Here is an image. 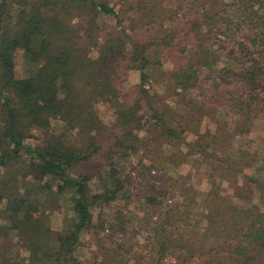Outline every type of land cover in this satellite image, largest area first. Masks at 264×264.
Returning <instances> with one entry per match:
<instances>
[{"label":"trees","instance_id":"obj_1","mask_svg":"<svg viewBox=\"0 0 264 264\" xmlns=\"http://www.w3.org/2000/svg\"><path fill=\"white\" fill-rule=\"evenodd\" d=\"M111 2L0 0V264H81L76 250L83 233L115 244L116 260L132 255L144 264H165L172 256L176 264H264V181L245 173L256 153L240 149L239 161H222L232 172L219 180L241 175L242 183L230 197L213 179L201 205L188 182L145 179L142 242H114L128 231L122 212L97 222L93 214L127 187L116 158L141 156L149 178L166 144L208 159L251 133L264 115V0H129L128 10L140 18L128 29ZM107 16L116 18L115 27H106ZM143 22L154 32L140 42L129 32ZM154 47L178 56L162 57L171 63L157 82L164 95L150 97L147 68ZM136 69L140 96L128 103L122 88ZM204 80L208 96L189 101ZM153 99L188 107L199 129L205 117L215 128L202 133L188 127L196 136L189 143ZM141 101L148 102L151 120L141 113ZM99 105L113 110L110 125L100 119ZM224 108L232 122L219 115ZM262 146L260 158L264 140ZM177 192L183 200L163 211ZM67 203L72 219L64 231H54L52 215Z\"/></svg>","mask_w":264,"mask_h":264},{"label":"rangeland","instance_id":"obj_2","mask_svg":"<svg viewBox=\"0 0 264 264\" xmlns=\"http://www.w3.org/2000/svg\"><path fill=\"white\" fill-rule=\"evenodd\" d=\"M111 5L119 13L120 18L123 20L124 28L128 29L132 24L136 23L140 18L139 14L134 11H129L128 2L129 0H111ZM106 27H115L116 18L114 16H107L102 19ZM131 20L134 22L132 23ZM136 26V25H135ZM166 27H170V24H165ZM153 26L143 25L139 23L136 26L135 31L129 32L135 39L140 42L148 40L153 36ZM190 52H187L189 55ZM178 56L177 53L173 51H165L157 49L156 47L150 50L151 63L147 68V74L151 75V78L146 83L148 86V91L150 97L163 96L164 88L158 85V78L161 77V72L171 70V63L167 62L165 59H170L172 57ZM16 64L17 72L19 76L24 74V64H23V53L18 52L16 54ZM207 76V74H205ZM141 88V72L136 69L129 73L128 80L122 88V99L126 102H135L139 99V92ZM204 95L208 96V80H204L197 89L190 92L188 100H203ZM155 99V98H154ZM153 99V100H154ZM157 100V98H156ZM155 105L158 107L159 101H156ZM142 114L146 115L148 120H151V114L148 109V102L141 101ZM208 105V103H207ZM159 110L166 114L167 119H170V123L178 129L179 132L186 131L183 137L190 143L196 140V136L192 132L186 129H193V131L199 130L205 133L208 129L212 130L215 128L214 123L205 117L203 124L200 129L199 126L193 123L191 119L188 118V107L175 108L170 102H165L159 105ZM100 119L106 124L110 125L114 120V113L111 108L104 105L98 106ZM202 116L201 113L195 112V115ZM187 115V116H186ZM219 115H227L228 121L232 122L233 116L229 114L228 109H221ZM56 126V123L54 122ZM142 136H146V133H142ZM38 137V136H36ZM264 140V115L260 117L256 123L251 133L245 137L234 138L230 140L229 146L226 148L217 149L216 153L212 157L206 159L203 156L195 155L188 156L187 150L185 148L173 149L170 145L166 144L164 146L163 158L158 160L155 167L151 170L150 177L143 174V169L141 170L139 161L141 156H130L127 158H116L115 165H117V173L119 179L124 182L125 189L122 190L116 201H114L110 206L105 208L95 207L93 209L94 221L97 222L98 219L116 218L118 212H122L128 220V231L124 234H118L114 242H118V239H124L123 242L129 245L135 244L136 241H143L146 234L143 232L139 233L140 219L146 216L147 203L146 198L148 197V187L145 179H181V182H188L190 186L194 187L199 193L197 198V203L200 205L207 196V193L211 190V181L214 179L216 184L220 187L223 195L233 197L235 192L234 188L236 183H242L241 175H237L236 178L229 180V182L219 180V176L222 173L229 174L232 172L227 169L229 165H225L222 161H239V152L241 149L242 153L248 152L247 155L257 154V161L254 162L251 168H247L245 173L250 175L255 179H262L264 181V157L260 158V153L263 149L262 141ZM38 139L31 140V144L38 143ZM238 153V154H237ZM259 154V155H258ZM148 163V162H147ZM85 166L82 170H86ZM237 174V173H236ZM93 185V184H92ZM94 186V185H93ZM183 200L180 193H176V198H170L166 200L162 206V210L165 211L168 208L175 206ZM237 200V199H236ZM235 200V203H240ZM71 205L63 207L62 210L55 212L50 220V227L57 232H62L65 229V223L67 219H72ZM201 211V210H200ZM111 217V218H110ZM141 230V229H140ZM139 233V234H138ZM103 236V235H102ZM101 236V237H102ZM115 244H107L106 241H102L92 233H83L80 237V243L76 250V257L81 262V264H144L141 260L135 259L132 255H122L116 260L114 255ZM140 261V262H139ZM165 264H176L177 259L168 256L164 260Z\"/></svg>","mask_w":264,"mask_h":264},{"label":"built area","instance_id":"obj_3","mask_svg":"<svg viewBox=\"0 0 264 264\" xmlns=\"http://www.w3.org/2000/svg\"><path fill=\"white\" fill-rule=\"evenodd\" d=\"M146 89H148V86H146Z\"/></svg>","mask_w":264,"mask_h":264}]
</instances>
